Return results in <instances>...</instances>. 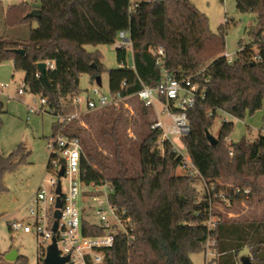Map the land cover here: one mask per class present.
I'll list each match as a JSON object with an SVG mask.
<instances>
[{
    "label": "trees",
    "instance_id": "obj_1",
    "mask_svg": "<svg viewBox=\"0 0 264 264\" xmlns=\"http://www.w3.org/2000/svg\"><path fill=\"white\" fill-rule=\"evenodd\" d=\"M236 7L241 12H253L257 20L249 31L250 41L240 42L232 63L223 55L231 20L227 19L215 33L208 15L191 0H41L38 5L20 2L7 8L6 29H30L24 39L6 32L0 35V63L12 61L15 72H24L26 90L47 99L46 112L75 110L66 100L80 94L81 75L88 73L93 82L106 70L102 54L90 52L86 45L115 44L121 31L130 36L132 62L127 61L129 50L117 47L120 67L108 70L112 96L128 97L144 86L155 87L165 70L178 80L191 77L200 88H207L206 96L198 93L195 103L185 109L189 132L182 139L199 174L191 175L183 167L182 158L170 142L163 146L158 142V128L150 129L140 144L139 176L129 175L118 146L111 164L89 139L69 131L70 125L64 128V134L81 138L88 156V161L82 163V179L110 181L114 188L112 202L120 209L126 208L135 223L133 238L118 235L114 247L105 252L103 264H194L191 254L203 251L212 237L221 255L210 264H242L238 256L242 248H248L250 264H264V219L238 221L218 213V225L210 232L206 225L210 203L205 188H200L203 182L220 188V180H231L232 189L249 188V196L258 195L264 200V135L228 144L234 127L228 120L222 123L218 143L210 144L205 133L211 132L219 112L234 114L237 100L244 115H253L264 104V0H237ZM34 11L40 14L31 15ZM34 21L36 27L32 26ZM161 47L164 55L157 64ZM15 48L25 53L14 52ZM39 62L47 63L45 74L40 72ZM219 65L222 68L218 72ZM225 71L231 73L229 79L223 78ZM112 107L116 106L94 111ZM169 107L172 113L181 111L174 100ZM4 112L5 104L0 99V129ZM98 119L99 133L114 137V126L108 130L106 119ZM59 129L56 122L55 132ZM29 154L22 144L9 154H0V196L8 190L5 173L27 163ZM179 168L183 173H178ZM241 199L240 195L236 197V201ZM83 233L90 236L103 230L83 221ZM3 257L0 255L1 262L6 261ZM19 261L28 264L24 255Z\"/></svg>",
    "mask_w": 264,
    "mask_h": 264
},
{
    "label": "rangeland",
    "instance_id": "obj_2",
    "mask_svg": "<svg viewBox=\"0 0 264 264\" xmlns=\"http://www.w3.org/2000/svg\"><path fill=\"white\" fill-rule=\"evenodd\" d=\"M191 1L200 11L208 15L209 26L215 33L219 32V26L225 22V18L231 20L225 33L224 53L228 52L232 58H235L241 47L240 42L250 41L249 31L256 24V14L237 10V0ZM0 2L6 9L7 6L20 2H34L38 5L41 0H0ZM32 26L36 27L37 22L34 21ZM29 29L28 26H16L7 28L6 34L11 37L17 35L28 37ZM117 47V43L98 46L86 45V49L90 52L99 51L102 54V61L106 70L99 80L93 82H91L88 73L81 75L79 82L81 98L84 99L87 95L91 96L95 87L102 93L110 95L108 70L120 67L117 61ZM129 52L130 55L127 61L131 63V50ZM221 68L222 65H219L216 71H221ZM24 76L23 71L15 72L12 61L0 63V85L7 86L4 92H0V99L5 104V112L1 114L3 125L0 129V154H9L21 144L30 152L27 163L20 164L15 170L5 173V184L8 190L0 196V255H3L5 251L16 248L19 255L26 257L28 264H39L37 259L38 242L33 234L23 231L14 233L9 225L13 220L20 221V219L28 218V207L31 198L37 191V187L44 179L51 178L50 172L47 171L51 157L49 140L52 138V134L55 133L54 125L58 120L55 114L46 111L30 112L32 106H41V96L32 94L27 90L22 95L18 94L19 88L24 87ZM230 76L231 73L225 71L223 78L229 79ZM233 111L234 114L232 113V115L228 112L218 113V117L211 128V132L216 137L219 135L223 121L226 120L234 123L232 133L227 140L228 144L230 142H241L244 138L254 139L261 134L264 135V104L253 115H244L241 114L242 108L240 101L237 100ZM98 116L106 119L108 124L105 126L108 130H111L114 126V137L99 133ZM157 119L163 121L167 130L172 127V118L161 102L157 101L154 108H147L142 100L132 96L115 108L92 111L82 116L80 120L70 124L69 131L78 132L83 140L89 139L94 149L102 153L105 156L104 159L111 164H114L116 146H118L122 160L127 170H129V175L139 176L142 170L140 144ZM90 162L96 167L95 163ZM183 171L180 168L178 169V173H183ZM262 183H264V177ZM220 184V187L233 185L231 180H220ZM66 186L67 183L63 181V188L66 189ZM200 188L203 189V186H200ZM260 199L261 197L258 195L249 196L235 202L230 208L217 203L216 212L221 213L225 219L238 221L246 219L262 220L264 219V200ZM85 204L87 202H78L80 209ZM238 253L241 262L242 257L247 256L248 248H242ZM191 258L194 264H210L211 262L207 261L204 251L191 254Z\"/></svg>",
    "mask_w": 264,
    "mask_h": 264
},
{
    "label": "built area",
    "instance_id": "obj_3",
    "mask_svg": "<svg viewBox=\"0 0 264 264\" xmlns=\"http://www.w3.org/2000/svg\"><path fill=\"white\" fill-rule=\"evenodd\" d=\"M228 18H225V22ZM118 47L132 50L130 36L126 31L119 33L116 41ZM159 58L157 64H160L161 57L164 55L163 48L158 49ZM227 62L232 63L234 58L228 52L224 53ZM255 56V60H259ZM50 67L54 66L50 62ZM209 81L208 78L206 82ZM24 86V85H23ZM6 85H0V92H4ZM26 91L25 86L19 88L18 94L22 95ZM206 96L207 88H200L198 83H194L190 78L178 80L171 76L166 70L160 83L155 87L144 86L135 95L124 97L121 94L108 96L102 93L98 88L92 90V95L81 98L80 94L70 95L66 102L75 106V110L62 108L55 112L60 129L52 134L49 140L51 157L47 166L51 178L44 179L37 187L36 193L31 198L29 205V215L27 219L13 220L10 222V228L14 233L21 231L31 233L38 242L37 259L44 264L45 257L51 246L55 245L58 255L67 258L65 264H103L104 254L108 249L116 244V237L124 235L133 238L135 223L127 215V209H120L112 202L114 188L110 181H84L82 179V163L88 161L85 154L83 143L80 137L75 135H66L64 128L71 123L80 120L83 114L88 111L102 109L108 105L119 106L129 97H136L142 100L147 108L156 107L159 101L169 112L173 124L170 129H166L163 121L157 119L152 124V129H160L158 142L163 146L166 141L170 142L172 150L183 160V167L190 171V174H199L194 166L191 157L183 144V137L189 132V122L185 109L191 107L196 100L197 94ZM161 97L166 99L164 102ZM175 101L181 109L179 112H171L169 103ZM41 106L34 105L30 112H44L48 105L47 99H40ZM233 154V151H230ZM64 167L65 174L60 176V170ZM63 181L67 183L66 189L63 188ZM60 182L61 192L57 191V185ZM228 187L218 188L215 184H206L203 182L208 195L209 210L207 213L206 225L210 232L216 229L218 225V216L216 212L217 203L224 204L226 208L232 207L238 195L241 198L249 197L250 189L241 190ZM60 198L61 206L57 207V199ZM79 201L87 202L81 209L78 206ZM61 212L60 217H56V210ZM83 221L92 226L103 230L102 234L87 236L83 233ZM55 224L57 228L55 229ZM204 253L207 261H212L221 254L216 248V240L212 237L204 245Z\"/></svg>",
    "mask_w": 264,
    "mask_h": 264
},
{
    "label": "water",
    "instance_id": "obj_4",
    "mask_svg": "<svg viewBox=\"0 0 264 264\" xmlns=\"http://www.w3.org/2000/svg\"><path fill=\"white\" fill-rule=\"evenodd\" d=\"M39 14H40L39 11H34L31 13V15H35V16H38ZM13 51L17 52V53H22V54L25 53L24 49H22V48H15V49H13ZM46 67H47L46 62H39L38 63V68L40 69V72L43 74H45V72L47 70ZM97 80H99V79H97ZM205 133L207 134V139H208L210 144L214 145V144L218 143V141H219L218 137H216L212 132L206 130ZM64 174H65L64 167H62L60 170V176H63ZM60 187H61V185L59 182L57 185V188H56L58 192H61ZM56 206L57 207L61 206L60 198L57 199ZM55 215H56V217H60L61 212L59 209L56 210ZM56 228H57V224H55V229ZM19 256L20 255H19L18 250L16 248H12L11 250L4 252L3 259L6 261H4V262L0 261V264H26L23 261L22 262L19 261ZM67 260H68L67 258H63V257H60L58 255L57 248L55 245H53L48 250L47 256L45 257L44 264H65ZM241 261H242V264H250L251 263V259L249 256L242 257Z\"/></svg>",
    "mask_w": 264,
    "mask_h": 264
},
{
    "label": "crops",
    "instance_id": "obj_5",
    "mask_svg": "<svg viewBox=\"0 0 264 264\" xmlns=\"http://www.w3.org/2000/svg\"><path fill=\"white\" fill-rule=\"evenodd\" d=\"M27 3H29V2H27ZM31 3H34V2H31ZM34 4H35V3H34ZM9 6H11V5H9ZM9 6H7V8H8ZM0 8L2 9V10L0 11V35H1L2 33H4V32L7 31L6 26H5V17H4L7 8L5 9V8L2 6L1 2H0ZM1 31H3V32L1 33ZM13 37H18V38H22V39L27 38V37H20L19 35H17V36H13Z\"/></svg>",
    "mask_w": 264,
    "mask_h": 264
}]
</instances>
